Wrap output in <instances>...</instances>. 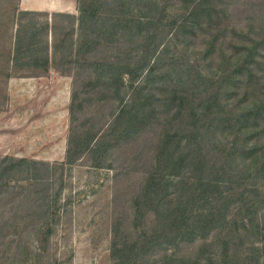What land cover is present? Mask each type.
I'll return each mask as SVG.
<instances>
[{
	"label": "rangeland",
	"instance_id": "obj_1",
	"mask_svg": "<svg viewBox=\"0 0 264 264\" xmlns=\"http://www.w3.org/2000/svg\"><path fill=\"white\" fill-rule=\"evenodd\" d=\"M82 3L98 6L94 31L81 29L74 20L77 7L70 16L21 13L14 0H0V264H9L25 252L19 241L28 246L27 264L35 262L36 252L38 264H110L115 258L109 248L117 239L138 241L134 264H229L224 234L214 237L210 231L175 246L146 241L156 220L149 203L137 202L147 174L157 167L158 149L167 135L171 142L186 145L194 158L197 147L187 136L197 127L201 133L219 122L214 139L220 145L211 150L210 144H203L198 154L213 160L220 147L227 151L232 134H227L225 122L249 109L247 99L264 89V0H156L149 7L131 10L130 0ZM195 9L200 15L189 14ZM149 14L160 19L150 24ZM116 18L118 29L112 26L111 32L102 33L105 25L103 29L99 25ZM139 20L142 24L137 25ZM23 22L34 28L29 33L21 30L17 45L24 50L28 44L40 46L47 40L46 66L27 65L38 56L36 62L42 61V53L31 58L27 52L15 51V36ZM254 40L260 42L248 70L243 68L239 80L227 86V71L246 58L231 66L227 56L233 60L240 45ZM187 61L192 72L197 66L209 75L199 89L175 82L173 69L179 64L182 69ZM106 62H128L130 71L111 82L115 76L107 79L99 74V64ZM227 93L232 94L228 102ZM139 95L148 98V116L124 137L122 123L115 118L125 103L135 108ZM248 123L256 128L251 139L264 141V116H251ZM98 140L105 141L101 148L107 151L93 156L90 146ZM68 145L75 151L71 159ZM179 170L170 176V189H175L170 198L178 195L184 180L188 184L193 178L191 167ZM253 187L248 182L225 184L212 204L222 205L223 233L227 223L241 232L237 239L243 242L236 245L237 252L232 242L233 254L262 264L250 260L249 246L263 247L264 235L248 236L242 224L247 219L243 208H238L244 204L238 199L242 191L252 198L258 194L253 199L264 207V182ZM43 221V228L36 230ZM47 223L54 227L49 237Z\"/></svg>",
	"mask_w": 264,
	"mask_h": 264
},
{
	"label": "trees",
	"instance_id": "obj_2",
	"mask_svg": "<svg viewBox=\"0 0 264 264\" xmlns=\"http://www.w3.org/2000/svg\"><path fill=\"white\" fill-rule=\"evenodd\" d=\"M132 1H135V4H133ZM145 1L147 0H130V10L136 9V7H149L150 2L152 4L156 2V0H149L147 4L145 3ZM124 3L126 2L124 1ZM77 8L79 10V14L77 17H74V20H77L78 25L81 29L87 30L89 28L94 31L97 27L98 6H87L82 3V0H77ZM199 12L200 11L198 9H195L191 10L189 14L192 15L194 13L198 16L200 15ZM21 13L37 12L23 10L21 11ZM57 14H66L67 16L72 15L71 13L64 12H57ZM146 16V18L151 19V21H149L150 24H153L156 20L160 19V17L151 16V14ZM189 22L191 21L189 20ZM24 23L25 22L21 24L18 29V33L15 36V51L27 52L31 58H37L35 57V53H42V61L36 62V60L39 59L38 56V58L34 62H29L27 63V65L33 64L46 66L49 62L47 40L40 46L28 44L24 47V50L21 49V46L19 44L17 45V43L22 40L23 37V35L20 36L19 32L21 30H24V32L29 33L34 28V26L33 28H31L29 25H26ZM139 24H142L140 20L139 22H137V25ZM103 25H105V28L101 32L108 33L112 29V26L115 29H118L119 21L117 22L116 18V20H110L108 21V23L103 22V24H100L99 27L101 26L103 29ZM89 41L93 43L96 41V39L92 38ZM259 42L260 41L258 40H254V43L252 44L240 45L238 48V50L240 49V52L237 54V56H235L233 60H230L231 55L227 56L228 63H231L232 61L231 66H233V64L235 63L234 61H236L238 58H241L243 56L246 57L241 64H238V66L232 67V70L227 71V86H231L233 82L239 80V74L242 72L243 68L248 70L250 61L253 60L254 55L256 54L255 49L258 46ZM156 50V46H153L154 53L156 52ZM159 54L160 53L158 52V54L155 56V59L159 57ZM183 65L185 66L182 69H179L180 64L176 65L177 67L173 69L177 73L175 81L177 84L184 86L187 83H192L194 84L193 86H197L199 89V83L205 85L206 81L209 80V75L203 74V72L199 68H197V66L196 69H194V71L192 72V67L189 61L185 62ZM100 66V76L105 78L108 77L107 79L115 76V78L109 79V81L114 83H116L119 79H122V75L124 73L130 71L128 62L122 65L106 62L100 63L99 67ZM115 87L117 88L119 87V85H115ZM231 95L232 94L227 93V102L229 101ZM236 97L238 98V96ZM137 98L138 96L134 99L135 103H133V106H136L135 108L131 106L128 107L130 104L127 102L120 108L119 113L115 118V122L122 123L120 131L124 137L133 134V132L137 130L138 124L143 123V121H145L148 116V98L142 97L140 95L138 100ZM247 100L251 102V106L249 107V109L246 108V110H244V112H242L237 118H234L233 120L227 119V121L225 122L228 131L227 134L231 133L232 137L227 139V151L223 152L224 148L220 147L218 149L219 153L215 154L216 157H214L213 160H211V158H208L205 153H198L200 148H203V144H210L211 150L220 145L217 140L214 139L220 125L219 122L207 125L201 133L200 128L197 127V130L194 131V133H190L187 136V139L197 147L194 158L190 155V152L187 151L186 145L181 146L178 143L175 144L171 142L168 135L161 140L162 144L158 149L159 157L156 158L157 169L155 168L154 171L147 174V183H145L142 198H139L137 202H146V204L149 203L151 205L150 209L153 211L154 218L156 220L155 229H153L146 237V241H149V243L152 242L154 244L158 241L159 243H163L165 245L175 246L182 239L191 241L196 237L204 236L208 232L212 231L214 237H219L221 234H224V236L227 237L225 239V242L227 243V247H225V249H227V263L229 261V264L252 263L251 261L248 262V260L246 259V255L242 258L239 257L237 253L233 254L234 252L230 250L231 244L234 243L235 252H237L236 245L239 246L243 242L242 239H237L240 238L241 232L239 230L237 231L238 228H234L233 225L229 226V223H227V233H223L226 221H223V219H225V215L221 210L222 205L212 204L215 196L219 198V194H222V189L220 188L225 184L236 182L240 185L248 182L249 186L253 187V185L258 181H260L261 183L264 182V141L259 140L257 137L251 139V137L255 136L256 128H254V123H248V119L251 116H264V89L262 90L261 94L253 95L250 99ZM219 104L220 103L218 102L216 112L220 111L221 109V105ZM240 136H242V138L238 143V139ZM104 142V140H98L97 142L93 143L92 146H90V152L93 156L94 154L96 155V153L97 155H100V153L98 154V151H100L101 153H106V148H101V145ZM88 143L85 145L86 148H89ZM71 149L72 145H68L67 156L69 157V159H71V155L75 153V151L72 152ZM96 165L99 166L100 164L96 163ZM184 165L191 167L193 178L192 176L190 177L188 184L187 180H184L181 186V190L177 192L178 195L170 198V195H172V192L175 190L170 189V176L174 172H179V168ZM158 169L160 171H158ZM256 189V187H253L252 190L255 191ZM257 195L258 194H253V198L257 197ZM253 198L251 197L249 192L245 191L240 192L238 196V199L244 202L243 207L240 206L238 208H243V216L247 219L242 223L243 229L247 231L248 236L257 233V236H263L264 207L257 206V201ZM229 221L230 219L227 218V222ZM43 225H45V222H40L36 226V230L39 231L40 229H42ZM53 231V225L47 223L45 228V232L47 233L46 236H51ZM137 243L138 241L136 240H113L111 243V247L109 248V253L110 256L112 258H115L116 260L114 259V261L110 264H129L127 262L129 260L130 264H134L136 262L134 256L135 251L137 250ZM18 247H21L22 250H25V252L23 251V254L19 256H14L13 260L9 264H27V262L29 261L30 254L28 246L25 243L19 241ZM249 248H252V251L250 252V254H252L250 255V260H253L254 258V261H260L262 262V264H264V246L259 247L250 245ZM246 253L249 254L248 252ZM33 256L36 257V260L32 264H38L40 253L36 252ZM171 260L177 261L181 260V258L179 259L177 257H172Z\"/></svg>",
	"mask_w": 264,
	"mask_h": 264
},
{
	"label": "crops",
	"instance_id": "obj_3",
	"mask_svg": "<svg viewBox=\"0 0 264 264\" xmlns=\"http://www.w3.org/2000/svg\"><path fill=\"white\" fill-rule=\"evenodd\" d=\"M17 10L36 12H64L73 14L76 11L77 0H14Z\"/></svg>",
	"mask_w": 264,
	"mask_h": 264
}]
</instances>
